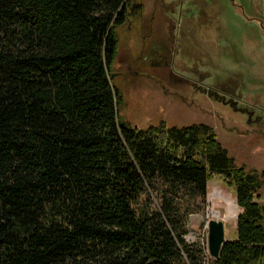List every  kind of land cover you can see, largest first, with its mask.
<instances>
[{
	"label": "trees",
	"instance_id": "1",
	"mask_svg": "<svg viewBox=\"0 0 264 264\" xmlns=\"http://www.w3.org/2000/svg\"><path fill=\"white\" fill-rule=\"evenodd\" d=\"M142 10L0 0V264H206L184 238V197L203 198L213 175L241 210L209 264H264L260 182L213 128L119 114L118 28Z\"/></svg>",
	"mask_w": 264,
	"mask_h": 264
},
{
	"label": "rangeland",
	"instance_id": "2",
	"mask_svg": "<svg viewBox=\"0 0 264 264\" xmlns=\"http://www.w3.org/2000/svg\"><path fill=\"white\" fill-rule=\"evenodd\" d=\"M140 1L141 17L118 28L112 80L123 96L120 116L140 129L210 125L235 162L257 175L264 204V0ZM214 188L236 202L218 175L203 198L184 197V238L205 251L206 264L209 219L223 221L226 241L236 237L237 217H225L222 197L213 201L221 215L208 213Z\"/></svg>",
	"mask_w": 264,
	"mask_h": 264
},
{
	"label": "water",
	"instance_id": "3",
	"mask_svg": "<svg viewBox=\"0 0 264 264\" xmlns=\"http://www.w3.org/2000/svg\"><path fill=\"white\" fill-rule=\"evenodd\" d=\"M114 74H110L112 79ZM237 206V201L235 202ZM238 214H236V217ZM207 251L211 258L216 259L219 257L221 247L226 239L224 237V223L221 219H209L207 221Z\"/></svg>",
	"mask_w": 264,
	"mask_h": 264
},
{
	"label": "bare ground",
	"instance_id": "4",
	"mask_svg": "<svg viewBox=\"0 0 264 264\" xmlns=\"http://www.w3.org/2000/svg\"><path fill=\"white\" fill-rule=\"evenodd\" d=\"M219 196L222 197L223 200L225 201V203H224V206H225V217L228 218V217L236 216L237 206H236L235 200L232 199L231 197L225 195L224 193H222V191L219 188H214L208 194L209 201H210V203H212V205L208 209V213L209 214H214L216 216H220L221 215L220 210L215 208V206L213 205L214 199H216ZM228 222H229V220H228Z\"/></svg>",
	"mask_w": 264,
	"mask_h": 264
}]
</instances>
